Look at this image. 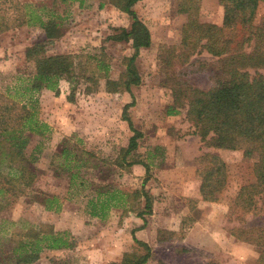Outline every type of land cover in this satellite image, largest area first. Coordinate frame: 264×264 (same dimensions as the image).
<instances>
[{
	"label": "rangeland",
	"instance_id": "rangeland-1",
	"mask_svg": "<svg viewBox=\"0 0 264 264\" xmlns=\"http://www.w3.org/2000/svg\"><path fill=\"white\" fill-rule=\"evenodd\" d=\"M113 1L0 2V10L11 21L19 12L17 3L23 9H36L45 20L52 13L64 15L60 34L50 42L34 24L15 25L0 33V93L26 103L32 97L36 117L46 125L41 135L27 132L28 142L20 151L0 134V264H17L16 255L22 250L14 248L27 240L22 234L40 224L51 226L74 246L43 248L32 264H112L125 253H145L135 239L150 247V257L142 264H254L259 248L242 239L264 227V210L244 215L233 207L240 187L255 180L256 159L245 157L242 149L217 152L205 146L187 120L186 109L167 114L173 101L171 82L183 79L207 89L218 58L205 50L187 61L178 57L181 29L187 20V13L178 10V0H139L133 9L149 29L151 44L139 49L133 65L141 82L127 91L123 81L127 61L134 53L133 40L116 37L130 27L132 19ZM222 15L218 0L199 1L197 18L201 22L217 24ZM263 16L261 0L254 24ZM243 34L238 27L235 42ZM43 40L46 54L76 56L77 72L83 74L72 81L60 79L58 93L45 88L25 90L34 73V63L26 60L25 51ZM95 59L108 65V71L93 83L85 76L95 70ZM259 71L264 74V68ZM108 80L117 84L107 85ZM132 99L127 114L142 134L136 148L124 156L133 131L123 119L122 109ZM205 152L217 153L226 164V184L214 201L202 200L199 194L196 159ZM23 158L34 177L26 194L13 197L2 189L1 176L9 172L8 164L19 166ZM132 159L141 162L129 165ZM80 179L88 181L85 188ZM115 187L130 195L114 200L117 204L106 210L104 219L90 215L88 199L99 190ZM142 190L150 197V213H144ZM52 196L59 199L58 211H53L57 204L48 210L42 202ZM198 221L208 240L190 238Z\"/></svg>",
	"mask_w": 264,
	"mask_h": 264
},
{
	"label": "trees",
	"instance_id": "trees-1",
	"mask_svg": "<svg viewBox=\"0 0 264 264\" xmlns=\"http://www.w3.org/2000/svg\"><path fill=\"white\" fill-rule=\"evenodd\" d=\"M3 0H0L2 2ZM65 2L67 0H60ZM74 1V0H70ZM139 0H115L114 5L121 11L126 12L132 19L130 27L117 36L118 39L132 38L134 53L129 57L126 64V79L123 81L124 88L130 91L131 85L137 86L141 77L133 65L134 59L141 47L151 44L150 31L146 25L138 19L133 5ZM200 0H178L177 6L180 12L187 13V20L182 25L181 41L178 57L184 61L205 50L213 57L218 58L219 65L214 69L210 77V85L207 89L197 86L183 79H175L171 82L173 101L167 110V114H177L180 108L186 109V118L194 127V133L200 137L205 146L218 149H242L247 158H255L254 177L252 183L242 185L235 198L234 209L241 214L257 213L264 210V74L259 69L264 68V16L256 25L258 5L261 0H218L223 8L221 24L201 22L197 18V9ZM19 11L13 21L9 20L0 10V33L7 31L15 25H38L43 29L45 40L49 42L60 34L59 28L64 15L50 14L45 20L36 9H23ZM26 7V6H25ZM243 30L242 40L235 42L237 28ZM38 41L25 51L26 60L34 63L33 76L25 87L26 91H38L49 89L58 93L59 80L65 78L72 81L77 76H82L76 69V56L69 54H46V41ZM233 43L235 45L232 47ZM251 49L245 51L244 46ZM95 70L92 75H86L91 82L95 83L97 77H106L108 65L95 59ZM99 71H102L99 72ZM97 72L99 74L94 76ZM117 84L108 80L107 85ZM32 97L26 102H20L12 95L0 93V134L10 142V146L20 151L28 142L26 133L41 135L44 133L45 124L36 117ZM134 104V99L126 103L122 109V117L127 121L133 135L129 137L128 145L124 150V156L128 155L137 146V138L141 132L134 129L133 123L127 114L129 106ZM20 152H17V155ZM124 158V157H123ZM19 166L8 164L9 172L1 178L5 184L2 189L13 197L26 194V187L33 180V173L19 160ZM139 159H132L128 164L140 163ZM197 173L200 177L199 194L202 200L214 201L217 193L226 184L225 161L215 152H205L196 159ZM145 164V163H143ZM72 177H74L72 175ZM71 177V178H72ZM146 181V177L144 181ZM81 188H85L88 181L80 179ZM133 190L131 193H134ZM126 195H125V194ZM128 193V192H127ZM126 191L119 187L112 190H99L96 196L87 201L89 213L92 216L104 219L106 210L115 201H121L127 197ZM145 198L144 213L151 212L150 197L142 190ZM103 196V197H102ZM120 197V198H119ZM125 199V198H124ZM57 197H44L45 207L52 209V204H57ZM231 208V212H234ZM60 209L59 203L53 208ZM241 221L243 217L239 218ZM145 223V221H144ZM46 226V229L43 227ZM42 228V229H40ZM38 229H30L22 235L26 241L14 248L18 252L17 264H32L40 257V251L55 250L59 248H72L73 242L68 241L59 232L54 231L47 224H40ZM145 248V253L135 255L125 253L120 261L112 264H142L150 257V247L145 242L135 239ZM245 240L254 243L259 248V255L254 264H264V227H259L254 233H250ZM203 264H217L208 261Z\"/></svg>",
	"mask_w": 264,
	"mask_h": 264
},
{
	"label": "crops",
	"instance_id": "crops-1",
	"mask_svg": "<svg viewBox=\"0 0 264 264\" xmlns=\"http://www.w3.org/2000/svg\"><path fill=\"white\" fill-rule=\"evenodd\" d=\"M221 22H222V17H221V19H220V22L218 23L217 22V24H221ZM214 150H216L217 152H219L218 150H221V149H216V148H214ZM195 196H198L197 194H195ZM53 211H55L54 209H53ZM195 227L193 228V231L191 232V236H190V238H192L193 237V240H197V241H202L203 239H206V240H208L210 237H208V235H207V233L206 232H203V230H201L202 228V225H201V223H200V221H198V222H195Z\"/></svg>",
	"mask_w": 264,
	"mask_h": 264
}]
</instances>
